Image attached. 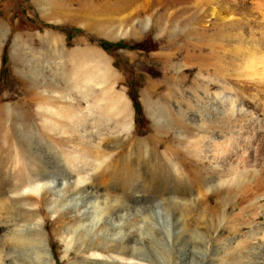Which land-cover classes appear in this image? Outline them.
Returning a JSON list of instances; mask_svg holds the SVG:
<instances>
[{"label":"rangeland","instance_id":"rangeland-1","mask_svg":"<svg viewBox=\"0 0 264 264\" xmlns=\"http://www.w3.org/2000/svg\"><path fill=\"white\" fill-rule=\"evenodd\" d=\"M49 1L0 0V186L42 166L19 137L42 140L58 182L56 158L85 150L102 162L86 188L105 184L97 201L147 235L152 264H264V0ZM95 64L104 83L78 89ZM234 165L244 184L227 183ZM71 191L43 189L31 210L0 198V222L38 220L52 264H70L91 254L65 250Z\"/></svg>","mask_w":264,"mask_h":264},{"label":"bare ground","instance_id":"bare-ground-1","mask_svg":"<svg viewBox=\"0 0 264 264\" xmlns=\"http://www.w3.org/2000/svg\"><path fill=\"white\" fill-rule=\"evenodd\" d=\"M38 1L40 5L43 6V8H49L51 10L59 9L58 4L51 3L49 0ZM108 71H106V73ZM32 73L36 74L37 71L32 70ZM104 73L105 72L100 69V64H95V66H93L91 69L83 72L82 78L80 79V84L76 87L78 89H81L84 88L85 85L89 84L101 86L104 83L103 81L105 80ZM85 97L87 98L86 95ZM35 99L37 98L35 97ZM32 100L30 102H34ZM41 141L42 140L36 136L28 139L22 136L18 139H15V142L17 144H24V146L28 144L27 147H29L30 144L34 145L33 147H36L38 151L34 150L32 151V153L38 156L40 160L39 162L42 163V166L36 165L34 167L28 168L26 170V181L23 184L13 183L9 185L8 188L0 186V198H2V200L4 199V201L6 200L10 202V206L12 208L11 211H13L14 209L16 210L17 208L31 210L33 208V205L31 203V201L33 200L32 196L40 197V192L43 189L48 188L50 192L54 193L56 197L60 199L66 196L69 188H73L74 192L71 191V193H73V196H69L70 199L67 200V203H65L64 207H67L71 204L68 202L73 203L72 207L74 209V213L77 214L78 225L72 227L64 237L63 241L66 248L65 250L66 253H68V251L72 250V248L77 245V248L74 250L75 254H82V252L85 251H91V254L88 256L81 255L80 258L76 259L70 264H152L150 250L148 245L146 244L147 242L145 243L146 239L144 235L146 234L143 235V232H141L139 233L140 236H134L132 234V229H128L125 227L128 222V219L124 220L126 216H117L113 212L108 211L110 209L109 207L113 208L115 206L114 204L116 203V201H110L111 205H105L106 207H102L99 203L101 201H97L98 197L100 196V187L106 189V187H103V185L105 184L101 185L100 183V186H91V189L95 190L94 193H92L95 194V197H92L94 200L89 202L87 201V203L83 201L86 198V194L91 190L90 189L88 191V189L86 188L87 181H89V183L91 182L89 179L93 178L92 176H94L95 172L100 168L102 162H100L99 159H87L86 155H83L85 153V150L74 154V157H72L74 158V163H72L71 166H67V160H65L64 158L62 159L61 157H57V171L60 172L58 174L59 176L61 175L62 178L61 182H58L55 179H52V173L49 170H46L47 168H44L43 166L45 165V159H49V154H47L48 151H46V149H44L43 151H39L40 147L42 149L45 148L44 146H42L43 142ZM5 143L7 142L5 141ZM87 167L89 168V172H87L86 170ZM231 169L234 172V175L227 181V183L231 181L233 184H242L243 182L245 183V181L247 182V180H249L250 176L248 177V172L245 171L246 168H242V173L238 171V167H236L235 165L231 166ZM245 175L246 177H243ZM71 180L73 181L71 182ZM199 181L201 183H204V179H202V177L201 179L199 178ZM222 184V182L216 183L215 188L221 187ZM227 186L229 185L227 184ZM216 189L212 192L217 195L218 191ZM11 211L8 213H6L7 211L5 212L7 216L12 219L11 222L10 220L0 222V229H2L3 231L6 230V233L0 236V240L2 242L1 245L3 251L8 256V259H10L8 264H52L51 260L53 256L46 246V241L40 230L41 227L39 229V221L36 220L33 222L31 219H25V216L22 219L12 218ZM27 213L31 214L32 212L27 211ZM158 217L161 218V216ZM222 221L224 220L222 219ZM86 223H88L87 227H84ZM97 249H101L104 252H109L110 255L103 254ZM188 253L189 251H183L182 255ZM66 255L68 256V254Z\"/></svg>","mask_w":264,"mask_h":264},{"label":"trees","instance_id":"trees-1","mask_svg":"<svg viewBox=\"0 0 264 264\" xmlns=\"http://www.w3.org/2000/svg\"><path fill=\"white\" fill-rule=\"evenodd\" d=\"M100 47L105 50L108 51L110 50L112 47H120V43H111V42H101ZM5 63V58H2V64ZM133 106H134V111L135 113H138V111L140 110V104L136 101L133 102Z\"/></svg>","mask_w":264,"mask_h":264},{"label":"crops","instance_id":"crops-1","mask_svg":"<svg viewBox=\"0 0 264 264\" xmlns=\"http://www.w3.org/2000/svg\"><path fill=\"white\" fill-rule=\"evenodd\" d=\"M97 27H98V26L96 25L95 28H97ZM97 45H98V43H97ZM98 46H99V48H100V45H98Z\"/></svg>","mask_w":264,"mask_h":264}]
</instances>
